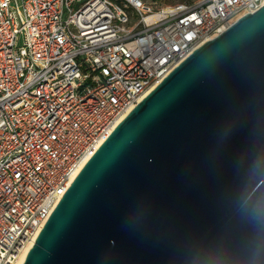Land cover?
Returning <instances> with one entry per match:
<instances>
[{
  "label": "water",
  "instance_id": "95a60500",
  "mask_svg": "<svg viewBox=\"0 0 264 264\" xmlns=\"http://www.w3.org/2000/svg\"><path fill=\"white\" fill-rule=\"evenodd\" d=\"M22 264H264V5L116 125Z\"/></svg>",
  "mask_w": 264,
  "mask_h": 264
},
{
  "label": "built area",
  "instance_id": "2783aa9c",
  "mask_svg": "<svg viewBox=\"0 0 264 264\" xmlns=\"http://www.w3.org/2000/svg\"><path fill=\"white\" fill-rule=\"evenodd\" d=\"M262 5L0 0V264L16 263L85 163L158 83Z\"/></svg>",
  "mask_w": 264,
  "mask_h": 264
},
{
  "label": "bare ground",
  "instance_id": "6f19581e",
  "mask_svg": "<svg viewBox=\"0 0 264 264\" xmlns=\"http://www.w3.org/2000/svg\"><path fill=\"white\" fill-rule=\"evenodd\" d=\"M33 241H31V243L24 249V251L20 254V256L18 257L17 261L15 264H22L24 259H25V256L27 254V252L29 251L30 247L33 245Z\"/></svg>",
  "mask_w": 264,
  "mask_h": 264
},
{
  "label": "rangeland",
  "instance_id": "374dc122",
  "mask_svg": "<svg viewBox=\"0 0 264 264\" xmlns=\"http://www.w3.org/2000/svg\"><path fill=\"white\" fill-rule=\"evenodd\" d=\"M145 1H156V2H158V3H169V2H173V1H186V2H192V1H194V0H145Z\"/></svg>",
  "mask_w": 264,
  "mask_h": 264
}]
</instances>
